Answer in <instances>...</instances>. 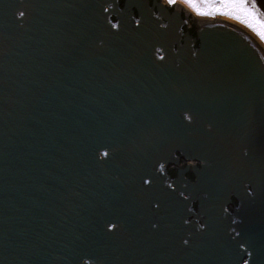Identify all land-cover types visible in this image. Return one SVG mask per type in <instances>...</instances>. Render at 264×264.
I'll return each mask as SVG.
<instances>
[{
	"label": "water",
	"instance_id": "95a60500",
	"mask_svg": "<svg viewBox=\"0 0 264 264\" xmlns=\"http://www.w3.org/2000/svg\"><path fill=\"white\" fill-rule=\"evenodd\" d=\"M229 21L192 35L156 1L0 0V264H185L170 221L230 193L264 236V47ZM176 152L194 181L166 179Z\"/></svg>",
	"mask_w": 264,
	"mask_h": 264
},
{
	"label": "flooded vegetation",
	"instance_id": "af4514ba",
	"mask_svg": "<svg viewBox=\"0 0 264 264\" xmlns=\"http://www.w3.org/2000/svg\"><path fill=\"white\" fill-rule=\"evenodd\" d=\"M154 1L161 2L168 11H179L180 19L184 22L182 30L188 31L194 35L196 25L202 20H216L217 18H225L237 24V20L226 16V14L216 12L215 3L211 8L214 9L211 15L197 14L187 7L181 0H149L152 4ZM211 0H197L200 4L209 3ZM119 5L124 4V0H118ZM256 7V5H255ZM218 8V7H217ZM188 21L187 24L185 23ZM175 161H170L165 164L164 173L168 181L174 180L178 171H183V176L189 180H195L194 171L201 167V161L197 159H188L182 156L179 152L175 153ZM242 190L248 194L250 199L254 196L257 181L255 177H239ZM181 220L170 221L173 225L168 227L173 240L176 242L174 255L177 258L188 259L185 264H212L213 257L218 256L221 259L229 261V264H244L248 261L249 264H264V236H261L260 221L257 220V215L253 206H242L237 197L230 193L227 204L219 208H208L207 212L210 221H207V215L199 213V206L196 200H193L190 205L182 209ZM217 211V212H214ZM166 210L160 209L159 220L157 221L165 231L166 221L175 215L165 213ZM169 212V211H168ZM215 213V214H213ZM217 218V220H214ZM206 218V223L205 219ZM206 224L215 227L216 236L210 235L206 230ZM204 225V228L200 226ZM212 234V233H211ZM188 243L185 244L184 241ZM249 252L252 255H249ZM179 264H181L179 262ZM228 264V263H227Z\"/></svg>",
	"mask_w": 264,
	"mask_h": 264
},
{
	"label": "snow or ice",
	"instance_id": "6c2138e0",
	"mask_svg": "<svg viewBox=\"0 0 264 264\" xmlns=\"http://www.w3.org/2000/svg\"><path fill=\"white\" fill-rule=\"evenodd\" d=\"M170 2H172V0H170ZM193 6L195 7V5ZM216 10H223L226 14L235 15L237 19L247 24L249 28L257 31L260 38L264 40V17L257 15L254 3L249 4V0H221L219 8ZM104 155L107 156L108 153H104ZM244 155L246 156L247 152H245ZM143 183L148 184L150 182L144 180ZM156 206L159 207V204L157 203ZM153 227H155V225H153ZM200 227L204 228L205 226L201 225ZM184 243L187 244L188 241L185 240ZM249 255H252V253L249 252ZM244 264H249V262L245 261Z\"/></svg>",
	"mask_w": 264,
	"mask_h": 264
},
{
	"label": "rangeland",
	"instance_id": "374dc122",
	"mask_svg": "<svg viewBox=\"0 0 264 264\" xmlns=\"http://www.w3.org/2000/svg\"><path fill=\"white\" fill-rule=\"evenodd\" d=\"M182 2H184V4L189 7L193 12L197 13V14H212V11H210V8L215 4V3H219L218 6H215V10L219 8L221 0H211L209 3L206 4H200L197 2V0H181ZM195 5V7L193 6ZM218 7V8H217ZM219 13H223L226 14L223 10L217 11ZM226 16L231 17L234 20H237L244 28L248 29L255 37L256 39L262 44V46L264 47V40H262L258 34L257 31H254L253 29L249 28L247 26V24L243 23L241 20L237 19L235 17V15L233 14H226Z\"/></svg>",
	"mask_w": 264,
	"mask_h": 264
},
{
	"label": "bare ground",
	"instance_id": "6f19581e",
	"mask_svg": "<svg viewBox=\"0 0 264 264\" xmlns=\"http://www.w3.org/2000/svg\"><path fill=\"white\" fill-rule=\"evenodd\" d=\"M210 10L214 11L213 8H210ZM217 19H220V20H226V21H227V19L222 18V17H221V18H217ZM229 22L233 23L234 25H236V26H238V27H239V26H240V27L242 26L241 24H237V23L232 22V21H229ZM242 27H243V26H242ZM244 30L247 31L248 33H250V35L252 34L248 29L244 28ZM253 36H254V35H253ZM255 39H256V37H255ZM256 40H257V39H256ZM263 50H264V48H263Z\"/></svg>",
	"mask_w": 264,
	"mask_h": 264
}]
</instances>
